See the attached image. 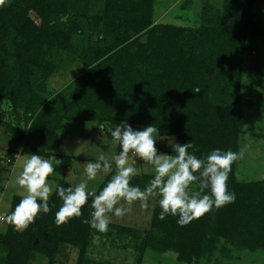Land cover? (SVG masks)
Here are the masks:
<instances>
[{
    "label": "trees",
    "instance_id": "16d2710c",
    "mask_svg": "<svg viewBox=\"0 0 264 264\" xmlns=\"http://www.w3.org/2000/svg\"><path fill=\"white\" fill-rule=\"evenodd\" d=\"M88 1L78 7L81 21L90 17ZM73 2L12 0L0 6V105L6 104L10 117L5 123L2 112L0 121L23 149L20 154L56 156L66 123L92 122L101 131L106 124L122 121L132 127L153 125L160 140L191 141L195 148L189 151L198 158L217 148L241 151L244 107L255 105L241 92L247 44L264 38V0H222L220 6L203 0L198 27L156 23L154 0H102L103 12L91 20L103 37L85 47L92 51L82 49L87 57L83 72L65 89L50 94L49 81L63 54L73 53L71 37L82 35L81 29H68L60 20ZM93 133L87 129L84 137ZM163 151L171 154L170 147ZM17 154L8 150L10 168ZM237 166L238 159L227 181L235 201L185 226L177 223L178 216L159 219L157 201L139 250L173 252L186 264L231 248L264 254V177L240 181ZM153 176L136 175L130 184L143 190ZM57 185L74 186L65 180ZM20 199L12 198L8 214ZM91 202L90 197L80 217L58 226L55 213L62 201L53 192L50 211L38 214L25 230L3 222L0 264H36L40 259L56 264L65 247L78 250L77 264H84L94 229L82 221L90 218Z\"/></svg>",
    "mask_w": 264,
    "mask_h": 264
},
{
    "label": "rangeland",
    "instance_id": "374dc122",
    "mask_svg": "<svg viewBox=\"0 0 264 264\" xmlns=\"http://www.w3.org/2000/svg\"><path fill=\"white\" fill-rule=\"evenodd\" d=\"M207 1H210L211 4H216V6H220L222 3V0ZM10 2L12 0H5L4 5ZM74 2L72 3V6H74L69 10V13L61 16L60 20L67 22L66 26L68 29L72 30L73 28L75 30L77 27L81 29L82 35L71 37L74 42L73 53L68 56L63 54L57 70L49 81L50 94H55L65 89L83 72L85 67L83 60L87 59V57L82 55V49L103 37L102 34H99L101 29L95 28L94 22L91 20V17L93 18L103 12L102 0L88 1L87 10L90 17L84 19V21L80 20L81 14L78 9L79 6L83 5L82 0H74ZM184 2L185 0H154L155 22L173 25L188 24L198 27L201 23L198 16L202 10L203 0H193L188 7H180ZM260 10L264 16V8H260ZM247 45L246 71L242 80L241 92L245 99L255 105L249 104L244 107V133L241 138L243 157L238 159L237 176L240 181H257L263 175L264 143L256 137L254 144L246 147L245 144L247 142L246 138H250V135L255 134H253L255 132L253 130L254 122L250 121V117L253 118V114L250 115V113H254V115L259 113V116H256L258 118L256 120L262 119L260 114L264 115V38L249 40ZM85 49L92 51L94 48ZM2 112L4 114L2 116L3 121L7 123L10 117L7 113L6 104L0 105V114ZM260 122L259 126L262 125L261 127H264V121ZM3 124L0 121V166L3 167L2 171H0V215H7L11 208L12 198L23 193V189L15 184V179L22 170L25 156L30 155L20 154L19 143L16 144L15 138L11 137L13 136L11 135L12 132H7ZM117 124L119 123L106 124L104 129L106 131L107 128ZM20 126L23 127V124ZM87 129L94 130V134L90 138L84 137V132ZM133 129L142 130L143 126H134ZM259 134L264 136V129L260 130ZM60 136L63 140L62 146H66L71 154L66 155L62 147L60 148L56 157L62 159L63 163L59 166L54 165L55 171L48 177V182L57 185L60 180H65L72 185H76L84 177V163L87 161L95 162L100 155H103L106 160L112 163V169L108 173L101 171L95 180L88 182V189L97 191L109 173L115 168L114 157L120 151L119 144L113 140L107 131L102 133L96 124L92 122L66 123V126L60 132ZM155 136L158 140L156 147L160 152H164V148H169L167 140H160L157 133ZM8 150H14L18 153L13 168H10L7 164ZM252 156L254 163L260 159L258 162L263 167L257 164L249 165ZM67 158H70L69 160L71 161H67ZM129 163L139 170V175H154L151 165L132 155L129 156ZM158 199V197H149L147 207H141L140 201H134L131 205L121 201L129 211L123 218L112 216V222L106 232L102 233L94 229L91 243L87 250V261L84 264H186L178 261L177 255L173 252L160 254L150 249L142 253L139 250L141 242L150 230L152 212ZM0 227H3L2 223H0ZM77 259L78 250L65 247L62 249L56 264H77ZM37 263L47 264L48 262L46 259H40ZM192 264H264V254L260 251H237L231 248L229 253L224 252L223 254L222 251H218L215 256L201 259L200 262Z\"/></svg>",
    "mask_w": 264,
    "mask_h": 264
},
{
    "label": "clouds",
    "instance_id": "9594fccd",
    "mask_svg": "<svg viewBox=\"0 0 264 264\" xmlns=\"http://www.w3.org/2000/svg\"><path fill=\"white\" fill-rule=\"evenodd\" d=\"M4 4L5 0H0V6ZM104 131L101 129L102 133ZM106 131L119 144L120 151L114 157V174L99 192L90 191L88 182L95 180L101 171L108 173L112 169V163L103 155L95 162H85L84 177L78 184L68 187L48 182V177L55 171L54 165H61L62 159L55 155L48 159L38 154L25 156L22 170L15 179V184L23 189V193L14 210L7 215V223L16 231L25 230L38 214L50 211L49 198L53 192L62 201L55 213L58 226L73 217H80L82 207L91 197L90 218L82 222L102 233L108 230L112 216L123 218L129 211L121 201L127 205L140 201L141 207H147L149 197H158L161 209L159 219L164 220L169 214L178 216L180 226L200 218L214 207L219 209L235 201L236 194L228 190L227 181L231 165L243 157V149L234 152L217 148L198 158L189 151L195 148L191 141L181 144L174 138L167 139L171 154L160 152L156 147L158 140L155 134L158 130L153 125L134 130L122 121ZM62 150L66 155L71 154L66 146H62ZM22 151V148L19 149V152ZM130 154L151 165L154 170L153 178L143 190L130 184L132 177L139 175V170L129 163Z\"/></svg>",
    "mask_w": 264,
    "mask_h": 264
},
{
    "label": "crops",
    "instance_id": "0c3cea01",
    "mask_svg": "<svg viewBox=\"0 0 264 264\" xmlns=\"http://www.w3.org/2000/svg\"><path fill=\"white\" fill-rule=\"evenodd\" d=\"M256 113V112H255ZM251 114H253V118H251L250 117V121L251 122H254L253 123V130L255 131V132H253V134L254 135H250V138H246L247 140V142H246V144H245V147L246 146H249V145H252V144H254V139L256 138V137H258L259 139H261L262 140V142L264 143V136H262L261 134H259V132H260V130H262V129H264V127H261V126H259V121H264V115H262V114H260L261 115V117H262V119H260V120H256V119H258L256 116H259V113H256L255 115H254V113H250V115ZM260 122V123H261ZM261 127V128H260ZM104 132H106V131H104ZM258 133V134H257ZM94 134V133H93ZM252 158H253V156L250 158L251 159V162L249 163V165L250 164H257V165H259V166H261V167H263L262 165H260L259 164V162L258 161H260V159L259 160H256L255 161V163H254V161L252 160ZM249 174V173H248ZM248 174H246V175H248ZM262 178L264 177V168H263V170H262ZM261 178V179H262ZM260 179V180H261ZM258 181V180H257Z\"/></svg>",
    "mask_w": 264,
    "mask_h": 264
},
{
    "label": "built area",
    "instance_id": "2783aa9c",
    "mask_svg": "<svg viewBox=\"0 0 264 264\" xmlns=\"http://www.w3.org/2000/svg\"><path fill=\"white\" fill-rule=\"evenodd\" d=\"M7 215H0V223H3L6 221Z\"/></svg>",
    "mask_w": 264,
    "mask_h": 264
}]
</instances>
